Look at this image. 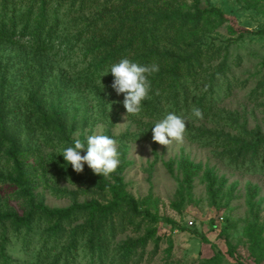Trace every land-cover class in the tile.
I'll use <instances>...</instances> for the list:
<instances>
[{
	"label": "rangeland",
	"instance_id": "1",
	"mask_svg": "<svg viewBox=\"0 0 264 264\" xmlns=\"http://www.w3.org/2000/svg\"><path fill=\"white\" fill-rule=\"evenodd\" d=\"M131 1L124 12L123 6ZM210 3L226 20L207 15L196 29L166 28L154 43L171 52L201 43L216 57L190 78L181 99L189 97L185 108L180 107L183 101L174 111L159 103L162 112L157 114L145 110L146 99L139 116H127L123 95L111 87L77 86L75 73L90 65L92 57L77 68L63 50L57 51L58 46L41 54L30 37L0 40V119L16 134L22 150L14 156L6 142L0 149V219L6 226H12L15 215L25 216L41 206L108 204L113 198L110 189H103L92 174L66 166L59 154L74 139L103 133L114 137L120 163L125 160V190L138 212L121 201L103 226L107 257L92 258L86 233L79 245L88 254L79 247L72 264H264V149L256 163L237 165L223 141L225 137L256 142L255 132L264 137V0H200L198 8ZM194 4V0H85L82 10L61 16L66 22L77 18L72 34L80 41L74 50L84 56L86 42H108L120 29L122 35L137 33L134 17L158 19L171 7L194 11ZM31 5V0H21L24 9ZM41 15L36 9L32 20ZM221 63L226 65L225 77L217 75L208 89ZM194 107L201 109L203 119L190 120L183 142L153 141L151 127L168 112L188 117ZM52 114L64 128L50 122ZM103 179L114 182L111 176ZM89 217L87 213L73 220L67 234L48 245L66 250L70 234ZM50 226L42 221L33 232L37 248L46 241L43 231ZM6 233L0 225V253L6 244L15 264H34L18 253L21 242L14 233ZM255 239L263 242L255 245Z\"/></svg>",
	"mask_w": 264,
	"mask_h": 264
},
{
	"label": "trees",
	"instance_id": "2",
	"mask_svg": "<svg viewBox=\"0 0 264 264\" xmlns=\"http://www.w3.org/2000/svg\"><path fill=\"white\" fill-rule=\"evenodd\" d=\"M30 8L24 9L21 6V0H0V40L6 42H16L15 37L21 38L30 37L34 44L33 47L37 51H43L41 54H47L58 46L57 51H64V54L71 59V65L78 68L85 59L92 57L94 60L87 67L78 68L75 73L74 83L77 86H94L103 89L111 87L113 80L112 75H103V71L111 64L118 62L121 58H129L141 64L151 65L158 64L159 71L149 76L151 83L152 97L147 99V107L145 110L162 112L159 108V103L168 105V108L173 111L178 108V104L183 101L180 107H186L188 96L182 101V95L186 94L187 83L191 77H194L196 72L200 70L205 62H211L215 59V54H208L204 51L201 43H195L194 47L180 50V52L161 51L157 48L155 42L163 33L164 29H172L179 27L180 30L196 29L200 27L205 19L210 16H217L221 21L226 20L223 11L212 5L211 3L205 9L198 8L200 0H194V11L188 10L183 12L180 8L171 7L167 12H161L158 19H145L143 16L132 18L135 25L133 30L125 32L123 35L122 29L117 30L113 38L108 42H96L93 45L91 42H86L85 55H75V47L80 41V36L72 34L76 28V17H72L68 22L63 17L69 15L70 11L82 10L85 6V0H31ZM130 4L124 5V12L128 10ZM66 6V7H65ZM36 9L41 12V17L32 20V16L36 14ZM62 15V16H61ZM73 15V14H72ZM208 15V17H207ZM78 17V16H77ZM62 18V19H61ZM142 20V21H141ZM104 19H101L103 22ZM232 30V29H231ZM120 34V40L118 38ZM58 43V44H57ZM64 57V56H63ZM77 59L74 63L73 60ZM42 69V68H41ZM226 65L221 63L214 74L211 75L209 88L214 84L217 75L225 77ZM104 84V85H103ZM154 94V95H153ZM3 99L0 97V104ZM176 106V107H175ZM173 107H175L173 109ZM201 109H204L202 106ZM171 110V111H172ZM50 122L57 123L64 128V122L52 114L49 116ZM0 149L4 142L11 145L10 152L16 156L20 150L19 142L16 134L14 135L5 126V121L0 119ZM248 133V132H247ZM109 135V134H107ZM250 135V133L248 134ZM220 136V135H219ZM223 138V135H221ZM253 136L256 142L246 141L244 139H235L231 142L230 139L223 138L226 143V153L237 165L246 166V161L253 163L257 162V158L263 156L261 151L264 149V137L261 133L255 132ZM199 137V136H196ZM218 138V137H217ZM194 139V138H193ZM263 147V148H262ZM83 154V151H82ZM260 164V163H257ZM263 166V163L260 164ZM16 166L20 174L23 175L21 165L16 161ZM125 160L122 158L118 168L110 176L114 180L113 184L106 182L103 176L94 174L93 171L85 165L83 171L92 174L102 184L103 189H110L113 198L106 205L99 202H91L84 204H73L65 208H49L46 206L38 207L30 211L25 216L15 215L11 227L5 225L4 220L0 219V225L7 233L6 236L15 235V240L21 242L19 254L25 256V259L33 260L34 264H72L75 257L79 254V241L86 233H89V241L86 246L89 247L92 258L98 256L99 259L107 257V244L105 241V231L103 226L111 217L110 214L115 211V207L121 201H128L132 210L138 212L136 201L131 198L125 190L123 169ZM264 167V166H263ZM89 213V222L82 226L76 227L71 236V244L66 250H57L55 245H48L51 241L60 240L67 234V227L71 222L83 214ZM50 222L51 226L48 231H43L42 237L46 240L40 248L33 242V232L41 223ZM21 236V237H20ZM19 238V239H18ZM6 239V238H5ZM263 241L255 239L253 243L260 245ZM142 246L144 241L140 242ZM6 244L1 246L0 264H15L17 263L5 249ZM85 254L88 251L81 248ZM231 254L233 252L231 251ZM65 259V260H63ZM102 261V260H101ZM128 261L123 264H127Z\"/></svg>",
	"mask_w": 264,
	"mask_h": 264
},
{
	"label": "clouds",
	"instance_id": "3",
	"mask_svg": "<svg viewBox=\"0 0 264 264\" xmlns=\"http://www.w3.org/2000/svg\"><path fill=\"white\" fill-rule=\"evenodd\" d=\"M158 71V64H141L125 57L106 68L102 76L112 75L111 88L117 95H123L127 116H139L143 102L149 98L151 91L149 76ZM192 118L203 119L200 108H192L188 117L168 112L151 127L153 141L162 145H170L173 141L183 142L186 126ZM59 154L63 155L65 165H70L75 172H82L87 165L94 174L103 177L114 173L120 163L116 140L103 133L88 135L84 141L74 139L71 146L63 147Z\"/></svg>",
	"mask_w": 264,
	"mask_h": 264
}]
</instances>
